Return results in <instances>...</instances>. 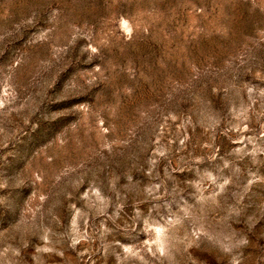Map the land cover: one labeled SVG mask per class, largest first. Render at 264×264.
Wrapping results in <instances>:
<instances>
[{
    "label": "rangeland",
    "instance_id": "obj_1",
    "mask_svg": "<svg viewBox=\"0 0 264 264\" xmlns=\"http://www.w3.org/2000/svg\"><path fill=\"white\" fill-rule=\"evenodd\" d=\"M0 264H264V0H0Z\"/></svg>",
    "mask_w": 264,
    "mask_h": 264
}]
</instances>
